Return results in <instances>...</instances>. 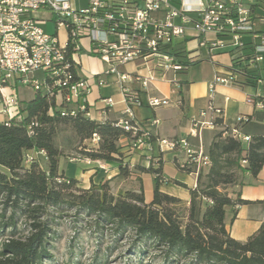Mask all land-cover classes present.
Here are the masks:
<instances>
[{"label": "trees", "instance_id": "1", "mask_svg": "<svg viewBox=\"0 0 264 264\" xmlns=\"http://www.w3.org/2000/svg\"><path fill=\"white\" fill-rule=\"evenodd\" d=\"M248 45L233 50L239 53L234 64L252 86L257 76L255 67L244 64L254 56L243 55ZM174 56L186 63L180 54ZM22 117L20 122L0 124V264L50 262L54 223L68 214H74L77 222L85 220V230L100 242L106 237L112 246L128 242L137 264L153 256L162 259V264H264V222L245 242L233 239L226 228L227 208L235 209V219L236 208L251 204L232 190L243 185L247 174L259 175L264 166V137L250 139L245 148L244 141L232 137L230 130L220 132L207 151L211 167L199 172L197 187L175 183L189 190L187 207L161 192L160 170H147L156 175L150 203L143 188L116 195L107 181L83 189L61 172L63 154L56 136L59 126L68 125L84 146L79 153L82 158L118 162L120 175L129 177L119 140L130 135L116 123H99L82 113L62 117L55 99L42 94L22 106ZM247 118L239 125L248 124L251 119ZM222 122L218 118L215 124ZM94 135L99 137L97 143H93ZM28 156L33 157L30 164L25 163ZM192 170L187 169L196 173Z\"/></svg>", "mask_w": 264, "mask_h": 264}, {"label": "built area", "instance_id": "2", "mask_svg": "<svg viewBox=\"0 0 264 264\" xmlns=\"http://www.w3.org/2000/svg\"><path fill=\"white\" fill-rule=\"evenodd\" d=\"M74 1L0 0V104L8 118L5 124L22 121L18 85L54 98L62 117H76L79 113L90 116L87 96L93 82L80 77L79 62L75 59L84 49V40L90 42L92 54L106 66L98 85L105 84L104 75L116 76L121 85L124 101L129 107L116 125L130 135L133 150L152 145L153 136L148 127L157 126L159 122L156 119L144 125L137 122L132 107L143 104L128 87L132 78L120 71L122 66L157 59V67L165 72L187 70L195 59L188 58L183 64L167 53L166 48L185 36L189 26L201 38L200 46L207 47L210 53L216 49H243L246 47L244 35H253L256 39L251 43L254 54L251 62L257 65L264 60V32L260 36L256 32L257 22L264 23V15L259 14L264 11V0H180L179 8L172 6L170 0H89V7L82 10ZM40 12L52 13L55 17L56 34H48L42 28L41 25L49 21L36 16ZM161 13L163 18L159 16ZM175 19L182 23L175 24ZM61 29L67 33L65 45L60 42L58 33ZM237 74V71L216 73L210 91L214 92L219 85H236ZM137 80L147 89L154 77ZM172 82V94H176L180 85L175 79ZM249 101L264 110V99ZM101 103L103 115L115 105L112 98H104ZM170 104L169 99L154 97L147 105L158 109ZM207 116L208 120L193 123L191 135L196 136L206 128L214 129L215 121L223 117V111L211 102L201 113V118ZM247 120L240 116L237 122ZM230 135L250 141L249 137H242L238 129L232 130ZM98 141L99 137L94 135L93 143ZM156 142L162 153L183 149L187 160L182 168L195 169L197 176L211 167V160L203 148H193L186 139H157ZM40 155L45 157L44 152ZM32 159L28 156L25 163L30 164Z\"/></svg>", "mask_w": 264, "mask_h": 264}, {"label": "crops", "instance_id": "3", "mask_svg": "<svg viewBox=\"0 0 264 264\" xmlns=\"http://www.w3.org/2000/svg\"><path fill=\"white\" fill-rule=\"evenodd\" d=\"M170 1L172 6L179 8L180 0ZM43 14L45 13L40 12L36 16L40 17L39 15ZM259 14L263 16L264 11H259ZM159 16L163 18V13ZM192 16L195 17V15ZM174 21L177 25L182 23L180 19ZM256 32L258 36L264 32V23L257 22ZM243 39L245 44H249L243 55L252 54L253 46L251 43L256 38L247 34L244 35ZM200 41L201 38L189 26L185 36L176 39L171 46L166 48V52L169 54H180L181 57L185 58V62L188 58L195 59V63L187 70L178 73L165 72L157 67V59L139 60L121 69L123 73L131 76L132 79L127 85L139 96L143 104L141 107H132L137 122L144 125L156 119L159 122L158 125L148 127L153 138L156 140L186 139L193 148L197 149L201 146L206 153L216 136L225 129L230 131L238 129L242 137H249L250 139L264 137V110L258 109L254 103L249 101L250 99L259 101L264 99V85L262 89L259 88L260 83H264V60L257 65H253L251 60L244 63L256 69L257 80L254 85L247 84L246 78L242 74H237L236 85H219L214 92H211L210 83L216 73L230 74L237 71L234 59L239 57V53L235 54L232 48L216 49L210 53L207 47L200 46ZM82 44L84 49L75 56V59L79 62L80 77L91 79L93 82L91 92L87 96L90 110L88 118L99 123H117L122 113L129 107L124 101L121 85L116 76L107 77V79L105 77V84L103 86L98 85L106 66L92 54L88 40H84ZM178 61L183 63V59L180 57ZM151 76L154 77V80L151 81L147 89L143 88L141 81L137 80H144ZM174 79L180 85V90L176 94H172L174 89L172 81ZM154 97L169 99L171 104L152 109L147 104L149 99ZM18 98L22 106L27 103L20 99L19 94ZM104 98H112L115 103L106 115L102 113L103 104L101 100ZM211 102L214 107L223 111L222 125H216L214 129H203L196 136L191 135L195 121L209 119L208 116L201 118V113L207 110ZM240 116L249 117L251 121L241 126L237 122ZM7 119V115L2 112L1 106L0 124L6 122ZM156 140L152 142L151 146L138 150L131 149L130 136L122 137L119 140V146L124 155L123 163L130 171L129 177L120 175L121 164L118 162L77 158L75 161L79 164L75 167L73 179L78 182L82 181L81 188L83 189H90L92 185L98 186L107 181L110 184L130 182L131 188L118 190L116 195H124L128 191H139L143 188L145 200L150 203L153 200L156 187V175L147 172L148 169L152 168L160 170L163 181L160 186L161 192L182 200L188 207L190 204L189 190L175 183H182L188 189H195L197 187V175L195 172L190 173L182 168V164L187 160L183 149L162 153ZM244 146L245 148L248 147V143L245 141ZM61 162L60 170L66 174ZM242 181L243 185L237 191L240 192L242 200L249 201L251 204L236 208L235 219H233L235 209L227 208L226 228L233 239L245 242L260 229L264 222V204L261 203L264 202V166L256 178L247 174Z\"/></svg>", "mask_w": 264, "mask_h": 264}, {"label": "rangeland", "instance_id": "4", "mask_svg": "<svg viewBox=\"0 0 264 264\" xmlns=\"http://www.w3.org/2000/svg\"><path fill=\"white\" fill-rule=\"evenodd\" d=\"M74 2L79 10L89 7V0H75ZM39 16L41 19L43 18L49 21L41 25L45 32L51 35L56 34L55 17L52 13H45ZM59 38L61 44L65 45L67 33L64 29L59 31ZM125 66H122L120 71ZM38 76L41 77L42 75L38 74ZM103 77L104 80H106L107 77L112 76L104 75ZM263 85L264 83L262 84L261 82L259 88L262 89ZM18 94L20 99L26 102L35 98V92L23 85H18ZM56 142L62 150L63 157L61 158V166L66 173L65 175L73 178L75 176V167L79 164L75 159L82 158L79 153L84 150V146L78 143L74 131L68 125H61L58 127ZM80 176L79 174V177ZM82 185L83 182H79V187ZM109 187L112 193L117 194L118 190L131 188L132 185L130 182H119L118 184H109ZM237 190L238 187L234 188L232 191ZM84 224L85 220L77 222L74 214H68L56 220L54 223V232L56 235L53 241V259L50 262H46V264H97V261L99 264H137L135 256L131 255L128 242L112 246L109 237H106L100 242L97 236L85 230ZM144 264H162V259H157L154 256L149 257L144 261ZM181 264L192 263L183 262Z\"/></svg>", "mask_w": 264, "mask_h": 264}]
</instances>
